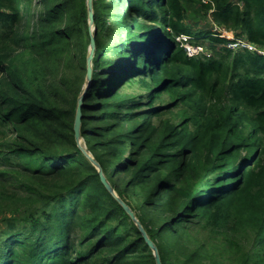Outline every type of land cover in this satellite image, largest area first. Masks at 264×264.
<instances>
[{
  "label": "trees",
  "instance_id": "16d2710c",
  "mask_svg": "<svg viewBox=\"0 0 264 264\" xmlns=\"http://www.w3.org/2000/svg\"><path fill=\"white\" fill-rule=\"evenodd\" d=\"M123 1L113 43L92 0L83 147L161 264H264V55L215 30L264 51V0ZM33 2L0 0V264H155L74 140L86 0Z\"/></svg>",
  "mask_w": 264,
  "mask_h": 264
},
{
  "label": "water",
  "instance_id": "95a60500",
  "mask_svg": "<svg viewBox=\"0 0 264 264\" xmlns=\"http://www.w3.org/2000/svg\"><path fill=\"white\" fill-rule=\"evenodd\" d=\"M86 7H87V28H88V34H89V45L87 49L86 54V74L83 82V86L81 89V93L79 94L77 98V105L75 109V116L73 121V135L74 140L77 145V147L82 151L84 156L87 158V160L90 162V164L93 166V168L97 171V174L99 175L100 181L105 187V189L108 191V193L119 203V205L124 209V211L127 213V215L130 217L136 228L139 230L142 238L144 239L145 243L149 247V249L152 252V256L154 258L155 264H161L159 253L157 250V247L155 244L148 238L145 230L143 229L142 225L136 218L135 214L131 211V209L118 197L114 189L111 187L107 179L104 177L102 169L99 165V163L93 158V156L90 154L88 150H86L83 146V140L80 132L81 128V108L84 101V96L86 91L91 85V79H92V62L95 55V27H94V20H93V9H92V0H86Z\"/></svg>",
  "mask_w": 264,
  "mask_h": 264
},
{
  "label": "built area",
  "instance_id": "2783aa9c",
  "mask_svg": "<svg viewBox=\"0 0 264 264\" xmlns=\"http://www.w3.org/2000/svg\"><path fill=\"white\" fill-rule=\"evenodd\" d=\"M215 30L219 32V36L221 38H225L229 41L228 48H230L231 50H247L249 52H255L257 54L264 55V51L259 50L258 48H256L255 45H252L245 39L235 38L232 32L225 31L223 29L216 27ZM180 39L182 41V46L188 58H193L195 56L200 55L201 53H205L203 47L192 46L188 44L187 43L188 38L186 36H181Z\"/></svg>",
  "mask_w": 264,
  "mask_h": 264
},
{
  "label": "rangeland",
  "instance_id": "374dc122",
  "mask_svg": "<svg viewBox=\"0 0 264 264\" xmlns=\"http://www.w3.org/2000/svg\"><path fill=\"white\" fill-rule=\"evenodd\" d=\"M111 2L114 3L113 6L116 7V9L118 11L117 14H115L113 9H111V15L112 16L110 18V29L115 35V37L113 39V43H115L120 38L119 37V33L117 31L119 29V24H120L119 22L122 20V19L117 20L116 18L118 16L122 15V13H123V11L125 9L124 3H126V2L123 1V0H109V3H111ZM30 7L32 8L33 13L37 12L39 9H41V6L38 4V0H34V2L32 3V5ZM123 19H124V24L127 25L126 17L123 18ZM200 21H201V23H203V24H205L207 26L210 24L209 19H201ZM138 22H139L140 30H143L144 32H149V30L151 31V29H149V28H151V25H149L147 22H142L141 20H138ZM161 35L163 37V34H161ZM162 37H160V38H162ZM123 89L126 90L127 92H130V91L132 92L133 91V90L129 89V86L126 87V88L124 87Z\"/></svg>",
  "mask_w": 264,
  "mask_h": 264
}]
</instances>
